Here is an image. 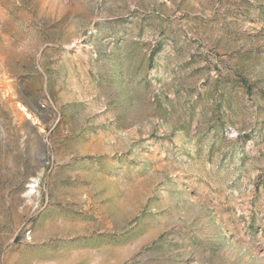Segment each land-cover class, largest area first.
<instances>
[{"label": "rangeland", "instance_id": "rangeland-1", "mask_svg": "<svg viewBox=\"0 0 264 264\" xmlns=\"http://www.w3.org/2000/svg\"><path fill=\"white\" fill-rule=\"evenodd\" d=\"M0 264H264V0H0Z\"/></svg>", "mask_w": 264, "mask_h": 264}]
</instances>
